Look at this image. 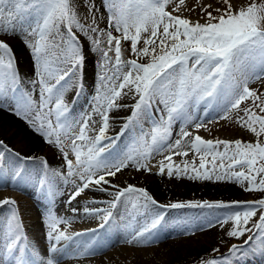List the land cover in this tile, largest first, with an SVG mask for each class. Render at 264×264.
Instances as JSON below:
<instances>
[{"label":"snow or ice","instance_id":"obj_1","mask_svg":"<svg viewBox=\"0 0 264 264\" xmlns=\"http://www.w3.org/2000/svg\"><path fill=\"white\" fill-rule=\"evenodd\" d=\"M184 4L185 0H178V4L176 0H101L107 13V28L101 29L96 0H83L87 9L85 22H81L72 0H0V108L23 120L47 145H54L62 161L60 168L52 169L45 157L14 153L22 163L39 161L41 165L36 184L47 189L49 198L45 214L48 246L41 253L29 242L17 215V202L2 199L0 207L9 205L11 216L0 227V264H61L68 258V243L116 227L114 210L118 206L127 209L129 202H134L133 214L150 205L158 210L122 243L133 247L157 243V232L168 209H232L209 220L200 230L227 227L229 238H247L242 244L230 245L227 254L220 256L215 255L219 247H213L194 264H239L256 241L264 253V198L164 205L144 188L117 185L109 179L129 166L145 173L156 168L157 175L166 173L169 178L175 175L233 183L248 193H264V93L249 87L252 81L264 80V0H251L239 8L231 0H222L221 6L213 9L216 15L209 11L211 4L203 6L201 12L207 14L204 23L173 14ZM170 5H175L171 11ZM73 29L86 36L89 50L99 57L90 109L78 118L70 112L84 94L86 55ZM16 36L23 38L32 56L35 78L28 81V88L22 87L15 54L4 39ZM122 42H130L135 58L123 57ZM69 85L76 89L72 106L65 101ZM37 89L38 100L34 99ZM246 100H251L252 105L241 108ZM201 103L203 117L194 116L192 110ZM121 108H129L130 114L120 131L109 136L110 113ZM210 108L215 112L211 117ZM234 111L243 112L236 122L254 141L204 139L188 131L189 126L197 131L205 127V118L231 120ZM176 121L181 122V127L172 140ZM144 122L150 124L147 130ZM137 128L139 133L132 144L123 152L114 151L124 133L130 129L136 133ZM5 152L12 149L0 140V161ZM154 154L163 159L152 164ZM176 156L184 159L177 162ZM10 176L14 186L15 181L25 178L23 167H15ZM50 177L71 184L66 201L69 205L86 190L110 197L89 201L103 207L90 209L85 205L82 209L83 216L101 222L98 228L70 233L61 227L70 224L72 218L54 214L56 193ZM4 178L0 167V181ZM71 210L73 217L80 211L76 207ZM96 254L97 249L89 242L73 258Z\"/></svg>","mask_w":264,"mask_h":264},{"label":"bare ground","instance_id":"obj_2","mask_svg":"<svg viewBox=\"0 0 264 264\" xmlns=\"http://www.w3.org/2000/svg\"><path fill=\"white\" fill-rule=\"evenodd\" d=\"M188 1H190L192 4L194 0H188ZM176 3L178 4V1ZM96 4L99 7V12L97 13V23L99 25V28L103 29V25L105 23L103 20L107 16L103 12V6L101 5V2H98V0H96ZM172 6L175 7V5ZM101 14H103V17H101ZM4 39H6L7 42L10 44L15 54V66L18 67L19 79L22 81V87L28 88L29 87L28 81L34 79V77H32L34 74V70L32 66V60L30 59L31 56L28 57L29 52H27L29 49L24 50L23 47L19 46V44L16 42L17 36L4 37ZM128 49L130 50V47ZM26 52L27 54H25ZM84 53L86 55V64L83 70V79L85 83L84 94L80 96L79 100L76 102L75 106L72 107V110L70 112L71 116L77 118L81 113L88 111L90 109L91 95L94 91V85L97 82V73H98V68L96 64V61L99 59L98 55L90 51L89 52L84 51ZM146 59L147 58H141L142 61ZM75 94H76V89L69 85L68 90L65 92V101L67 103L70 102L71 103L70 106H72V102ZM38 98H39V93L37 89L36 92L34 93V99L38 100ZM120 102H125V101H120ZM201 107H204L203 103ZM8 114L12 115L10 111L0 108V140H4L6 142V140L8 139V143L6 142L5 144L8 145L9 148L14 149V153L16 152L21 153L23 154L22 156L25 157H29V156L38 157L37 155L38 152L40 154L42 153L41 155H45V157L48 158V160H50V162L48 160L47 162L51 166V168L58 169L60 160L56 155L50 153V150L47 148L45 141L42 140L40 137H36L30 134L29 131L26 129V127H29V125L26 124L23 120H21L16 116H11ZM129 114H130L129 108H121L118 110H113L110 113L111 126L108 131L109 136L115 135L117 132L120 131L118 129L121 128L124 122V118H126ZM209 114H211L210 111H208V116ZM197 116L203 117L202 113L200 112L197 114ZM94 119L98 120V117H94ZM147 123L148 122H144V128L146 130L147 127H149ZM138 133H139L138 128L136 129V133H133L131 129L125 132L124 135L120 138V141H122L123 144H119L117 149L118 150L120 149L119 151L123 152L124 151L123 147L125 146L124 145L125 142L127 141L132 142L134 135ZM174 136H176L174 138L176 139L177 132L174 129H172V138ZM7 153L8 152L4 153L3 160L0 161L1 164L0 167L4 168L5 170L8 169L12 170L17 166H21L24 169L25 178L23 180H17L12 188L0 190V200L8 198L10 196L14 198L23 197L21 199L22 201L31 204L30 202H32V200L29 197H27V195H24L23 193L17 191H19V189L25 188L28 190V193L32 192L31 188L29 187H32L34 189V185H36L34 183H36L37 173L40 171L41 166L38 165L37 168L36 166H33L34 164H36V161L23 162V164L20 165L16 164V166H14L13 161L10 160L7 161L8 159ZM41 155H39V157H43ZM189 155L190 158L192 156L191 151ZM150 173H145L143 170L137 171L135 168L129 166V168L123 169L121 173H118L117 177L115 178L109 177V179L112 180V182L117 185L123 186L126 184H131L137 187L144 188L153 198H157V199L172 198V197L173 199H175L174 197H182V198L185 197L191 199V198L201 197L204 199L207 198V200H211V201L220 200L221 202L222 201L230 202V201H238V200L243 201L249 198L250 199L264 198V193H259V192L248 193L242 190V188L239 185L233 183H218L213 181L189 180L183 176L177 178L175 175L172 178H169L167 177L166 173L164 175H157ZM50 179L53 185V190L56 193L55 197L58 196V194L61 193L63 190L66 189L68 190L69 184L65 185L62 181L59 182V180H56L57 179L56 177H50ZM0 183H2L5 186L7 185V181L6 182L1 181ZM42 191L43 193H46L45 188L42 189ZM96 197L105 200L110 199V197H108L104 193L92 191L90 193L89 199H77L76 201H73L72 206L80 210L76 213L75 217H79V218L85 217L82 215V209L85 205L90 209L102 207L103 205L100 204L89 203V201L93 200ZM43 201L45 203L42 204L41 201L40 205L45 207L47 204L46 203L47 199L44 198ZM169 202L174 203L176 201H169ZM132 203L134 202H129L127 209L125 207L118 206L116 211H114V215L117 218L116 224L118 226L114 228H110L109 230L108 228L101 229L99 232H101L102 234L103 232H107L106 234L121 239L122 237H126L127 233L129 234L132 230L140 228V227H135L136 224L140 225L141 222L143 224L147 223L151 219L154 212L158 210L150 205L148 209H140L139 212L133 214ZM161 203L167 205V202H161ZM171 210L172 209H168L167 211H165V214L167 213L172 214ZM206 211L196 209L194 212L195 218L198 217L199 219L200 218L199 213L202 212L204 213ZM5 216L7 217L6 207L5 206L0 207V227H3V224L6 221ZM193 216H194L193 214L191 215L190 213H185L182 216H179L178 218L193 217ZM93 219L96 220L95 218ZM28 220H30V224H31L30 226L36 227L38 230H42L41 227L39 226L40 222H38L37 218L34 217V214L31 213L28 216ZM181 226H185V225L182 224L179 226V228ZM76 229H80L79 226L76 227ZM67 231L70 232V228H68ZM226 231H227V227L220 228L219 226L213 228H205V230L203 231L193 230V232H195V234H197L198 237H201L200 239L192 238L191 236L189 237V235L181 236L180 234H177L165 240H160V241L158 240L157 243L151 246H138L139 250L137 251L134 250L132 251L130 248H128L129 246L124 247L121 245L122 247L118 246V250L120 252L119 255L122 256V258L117 256L113 264H194V261L197 258H199L202 254L208 253L209 250L212 249L213 247H219L220 249L221 247H224V245H227L229 241L233 240V238H229L226 235ZM87 237H89L90 239L93 238L95 240L94 242H92L94 247H96L97 249L101 248L97 243V237L85 236L83 238L86 239ZM30 239H31V244L34 245L40 252L41 251L42 253L45 252V250L41 246L43 245V240L41 237L39 239L38 238H30ZM78 240L70 244L68 243L66 245V252H68V250H71V246L74 247V245L78 242ZM252 247L254 249L249 248L250 250L249 249L247 250V253L244 255L242 261H246L249 259L248 263L250 261L252 264H264V253L260 251L259 241L254 242ZM254 253L255 255L254 257H252ZM224 254H227V252H225ZM102 261L103 258L101 260L99 256L94 255L84 259L74 258L73 264H108V263H104L105 261L103 262Z\"/></svg>","mask_w":264,"mask_h":264},{"label":"rangeland","instance_id":"obj_3","mask_svg":"<svg viewBox=\"0 0 264 264\" xmlns=\"http://www.w3.org/2000/svg\"><path fill=\"white\" fill-rule=\"evenodd\" d=\"M72 2H73V5H74V7H75V9L77 11V14L79 15V17L81 19V22H85L84 17L87 15V13H86L87 12V9L83 5V0H72ZM98 2H101V0H98ZM250 2H251V0H231V3H232V5L235 8H239L240 6H246ZM257 2L259 3L260 0H257ZM209 4H211L213 6V8H210L209 9V11H213L214 8L221 6L222 0H194L192 2V4H191L190 1L185 0V4L180 7L181 8L180 11L179 12H174L173 14L174 15H177V14L178 15H182L184 18H188V19H190L194 23L197 22V21L200 22V23H204L206 21L207 14L206 13H202L201 12V9H202L203 6H207ZM172 8H173V6L170 5L169 8H168V10L171 11ZM103 12L107 16V13L105 12V9L104 8H103ZM216 14L217 13H215V11H213V15H216ZM103 21L105 22L104 25H103V29H106L107 28V17L104 18ZM87 22L90 23V20L87 21ZM73 31L75 32V34L78 37V39L81 42V44L83 45V51L89 52L90 51L89 50L90 41L80 31H78L76 29H73ZM61 32L62 33L65 32V29L63 28V26L61 27ZM16 42L19 44L20 47H23L24 50L25 49L26 50L28 49L25 46V43H24L22 37L17 36ZM129 47H130V42H122L123 57L125 59H132V58H134V56L132 57L131 52L128 49ZM27 52H29L28 57H30L31 56L30 50H28ZM27 52L25 54H27ZM110 55H111V53H110ZM30 59L32 60V56L30 57ZM32 77H34V74H33ZM249 87L250 88H253V89H256L258 91V93H264V80H261V81H252V82L249 83ZM68 104L71 105L70 102H68ZM245 105L251 106L252 105V101L251 100L243 101L241 103L240 107L241 108H244ZM202 108H204V107H201V109ZM208 111L211 112V114H209V117L215 115V112L213 111L212 108H210V110H208ZM200 113H202V115H203L204 110L203 111H200ZM8 115H11V114H8ZM239 115H243V112H235L234 111L232 113V119L231 120H219V121H217V120L212 121L211 120V121H209L207 118H205V125L206 126L205 127H202L201 129H199V130L203 131V133L201 135L202 138H204V139H212V140H215V139H227V140L240 139V140H242L244 142L254 141V137L246 129L244 130V128H242L239 125V123L236 122ZM11 116H14V115L12 114ZM147 125L150 127V124L149 123H147ZM96 126L99 127L98 124ZM149 127H147V129ZM26 129L29 131L30 134H32V135H34L36 137H39V136L35 135L32 132V130L30 129V127H26ZM118 130H120V128ZM175 131H177V130L175 129ZM89 135H94V133H89ZM112 136H115V135H112ZM175 137L176 136H174L172 138V140H174ZM5 139H7V138H5ZM6 142L8 143V139L6 140ZM6 142L4 141V143H6ZM119 144H123V142L122 141H119L116 144V146L114 148V151L118 148V145ZM131 144H132V142H130V141L125 142V144H124L125 146L123 147L124 148V151ZM46 146L50 150V153H53L54 155H56L58 157V159L60 160V162H59V168H60V166H61V157H60L59 152L56 149L54 150V147L53 146H49L47 144H46ZM10 149H12V148H10ZM15 152H16V150H15ZM19 154L21 156L23 155L21 153H19ZM41 154L38 152V154H37L38 157ZM166 154L167 153H165V155ZM41 156L45 157V155H41ZM7 157H8L7 161L8 160L13 161L14 162V166H16V164H18V165L23 164L19 159H17L16 155L14 154V149H12V152H8L7 153ZM70 158H72L71 154H70ZM46 159L48 160V158H46ZM160 159H163V156L162 155H156V154H154L153 155V158L151 160V163L152 164H156V162L158 160H160ZM174 159L177 162H179L181 159H184V158H182L180 156H176V157H174ZM188 159H191V157L190 158L188 157ZM48 161L50 162V160H48ZM36 164L33 165V166H36V168L38 167V165L41 166L40 163H39V161H36ZM3 171L6 174L4 180H7L9 178L10 172H8L7 170L6 171L3 170ZM157 171H158V169L153 168L150 174H156ZM56 180H59V179H56ZM56 182H58V181H56ZM59 182H60V180H59ZM2 187H4V186H2ZM29 188H31L32 193H28V190L25 189V188L24 189H19V191H20V193L22 192L24 195H28V194L31 195V194H33V192H35L36 194L39 195V192H40L39 197H38V195H36V196L41 201L42 200L41 197H43V195H42L43 191L42 190H39L38 192H36L35 189H33L32 187H29ZM70 188H71V184H69L68 190ZM0 190H5V189L4 188L2 189L0 187ZM68 190L66 189V190H63L61 193H59L58 196L55 197V203L53 205V207H54V214H59V212H60L61 215H65L66 218H72V222L70 224H68V225H61V227L62 228H66V230H67L68 228L71 229L73 227L76 228L78 226H79V228L89 227L91 225L97 224L98 222L101 223L98 219L94 220L93 218L91 219L89 217H80V218L79 217H73V213H72V210H71L72 207H73L72 204L71 205H69L67 203L65 204L64 201L62 200L63 198H65L67 196L66 193H68ZM45 192L47 193V189H45ZM91 192L92 191L86 190V192L83 193L81 195V197H78L77 199H89V196H90V193ZM35 193H34V195H35ZM22 198L23 197H18V198H16L17 200L15 199V201L17 202V204H19L18 205V210L22 213V215L26 218V216L29 215V210H30V211H33L35 213V216H37V218L39 219V216H38L39 215V212L37 210H35V208H33V207H35V204L32 203V202H30L31 204H28L25 201H22L21 200ZM174 198L175 199H173V197L172 198H158V199L157 198H154V199L156 201L160 200V201H158L159 204L161 202H167V204H170L169 201H176V202H189V201L221 202L220 200L211 201V200H207V198L204 199V198H201V197L191 198V199L190 198H185V197L184 198H182V197H174ZM246 200L249 201V200H255V199L254 198L253 199H250L249 198V199H245L243 201H246ZM238 201H241V200H238ZM222 202H225V201H222ZM47 203L49 204V199H48V202ZM161 204H163V203H161ZM46 207L48 208V206H46ZM196 209L205 210V211L208 210V211H206L204 213L203 212L202 213H199L200 214V218L198 219V217L195 218V214H194V212H195ZM114 211H116V209ZM171 211H172V214L174 216L172 214H168V213L167 214H164V220L162 221V223H161V225H160V227L158 229V232H157L158 240L159 241L160 240L168 239L170 237H173V236L177 235L180 232H181L180 233L181 236H188L189 235V237L191 236L192 238H199L200 239L201 237H198L197 234H195V232H193V230H200L201 226L207 224L209 220H213L216 217L222 216V215H224L226 213H229V212H231L233 210L232 209H215V208H213V209H207V208H183V209H172ZM185 213H190L191 215L193 214L194 215L193 216L194 218L193 217H180V218H178L179 216H182ZM170 215H172V216H170ZM176 216H177V218H176ZM24 217H23V220L27 222V220ZM115 224H116V221H115ZM182 224L185 225V226H181L179 228V226L182 225ZM22 225H23V223H22ZM25 225L27 226V223ZM143 225L144 224L141 222L140 225L139 224H136L135 227H142ZM116 226H118V225L116 224ZM109 229L110 228H108V230ZM167 232H168V234H166L167 237H165L164 235ZM106 233L107 232H103V234H102L101 232H99V233L96 234L97 236L95 235L97 237V243L99 244V247H101L99 249L101 251L104 250V252L102 254L97 253L96 255L99 256V258H101V260L103 258V261H105L104 263L113 264L114 263V260L117 258V256H119V257L122 258V256L119 255L120 252L118 250V246L119 247H122V246L128 247L129 246L128 248H130L132 251L133 250L134 251L139 250L138 247H133L131 245L122 243V241L127 238L128 233H127L126 237H122L121 239L120 238H116L114 236H110L109 234H106ZM169 233L172 234L173 236H168V235H170ZM31 234L33 235V232H31ZM121 236H122V234H121ZM90 237H92V236H90ZM246 238L247 237L245 236V238L243 237L241 239H233V240L229 241V243L227 245H224V247H221L220 248V251L218 253H215V255L216 256H220L221 254H224L225 252H228V249H229L230 245H232V244H242L243 243V240L246 239ZM46 245L44 244L43 245V248ZM84 246H86V245H84ZM251 248L254 249L252 246H251ZM82 249L83 248H81L79 245H76L74 247L71 246V250H68V252L66 253L68 258L62 260L61 264H73V260H74L73 257L75 255V253L78 250H82ZM253 252H256V251H253ZM254 255H255V253L252 255V257H254ZM248 260L243 261V263H241V264H244V262L247 264V261ZM248 264H252V263L249 261Z\"/></svg>","mask_w":264,"mask_h":264}]
</instances>
